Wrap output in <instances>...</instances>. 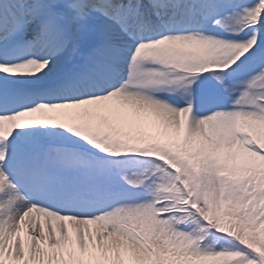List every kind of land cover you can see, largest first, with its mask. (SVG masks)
Here are the masks:
<instances>
[{
  "label": "snow or ice",
  "instance_id": "snow-or-ice-1",
  "mask_svg": "<svg viewBox=\"0 0 264 264\" xmlns=\"http://www.w3.org/2000/svg\"><path fill=\"white\" fill-rule=\"evenodd\" d=\"M0 264H264V0H0Z\"/></svg>",
  "mask_w": 264,
  "mask_h": 264
}]
</instances>
